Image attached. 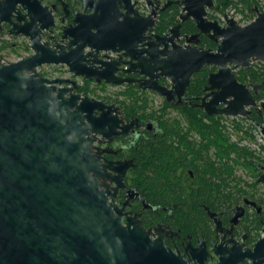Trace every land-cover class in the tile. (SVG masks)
<instances>
[{"label": "water", "instance_id": "1", "mask_svg": "<svg viewBox=\"0 0 264 264\" xmlns=\"http://www.w3.org/2000/svg\"><path fill=\"white\" fill-rule=\"evenodd\" d=\"M37 3L0 0V17L17 4L29 14L30 5ZM171 4L180 6L181 21L192 18L201 33L217 42L214 51L198 47V36L182 38L177 24L144 44V57H137L127 47H105L92 33L93 16L88 15L64 30L66 46H37L20 60L0 61V264L135 263L119 253L123 228L111 210L108 192L101 189L107 175L93 145L97 134H118L119 120L111 116L115 109L74 93L76 80L44 76L38 71L43 65H64L75 78L96 83L135 82L172 104L175 96L179 101L184 96L194 74L215 67L205 88L210 98L199 107L208 115L232 118L249 116L250 108L262 112L263 124L257 127L264 136V100L257 102L232 73L254 62L264 66V10L255 8V18L245 26L228 16L219 25L205 19L213 0L168 1L164 9ZM156 16L151 8L142 29L154 28ZM109 50L124 51L130 60L100 57ZM132 61L146 80L115 76L118 65ZM160 78L170 82L169 89L158 85ZM221 104L224 107L218 108Z\"/></svg>", "mask_w": 264, "mask_h": 264}, {"label": "flooded vegetation", "instance_id": "2", "mask_svg": "<svg viewBox=\"0 0 264 264\" xmlns=\"http://www.w3.org/2000/svg\"><path fill=\"white\" fill-rule=\"evenodd\" d=\"M35 1L38 3L30 5L29 14L17 4L11 13L1 15L0 57L13 55L20 60L33 53L37 46H66L69 39L61 38L64 30L74 28L76 18L82 21L88 15L93 16L92 33L103 40L105 47H127L141 58L145 55L144 44L164 36L177 24H180L182 38L198 36V47L214 51L218 45L209 35L200 32L192 18L181 21L183 13L179 5L171 4L164 9L168 1L177 0H150L151 5L149 0ZM221 4L222 0H213V6L205 9L208 22L225 24L226 13L220 14ZM151 8L157 13L155 27L143 30L142 24ZM175 8L176 23L161 31V17L174 13ZM49 21L52 25H48ZM186 24L190 25L188 30H185ZM132 31L134 35H131ZM211 43L215 44L214 48ZM179 44H184V40ZM123 53L109 50L99 55H108V61L128 62L130 58ZM134 64L136 61L118 65L115 76L146 80L147 77L137 73ZM206 67L211 69L209 74L216 70L205 66L200 71ZM64 68L66 78L78 83L74 93L87 96L80 90L90 84L100 91L94 98L106 106H113L115 110L111 116L119 120L115 129L117 135L104 137L97 134L93 145L107 175L101 180V189L108 192L111 210L123 228L119 253L123 258L135 261L129 264H264V160L253 158L250 160L253 169L236 170L238 179L229 177L224 137L212 141L209 126L186 123L187 113H197L205 117L206 122L212 117L199 107L204 98H210L211 91L205 89L207 79L201 92L191 95L188 86L181 100L175 96L176 104H172L151 90L139 88L135 82L120 85L104 81L96 83L75 78L66 66ZM241 69L232 73L254 98L264 89V79L241 80L238 78ZM157 83L168 89L171 86L163 78ZM128 91L136 92L139 99L145 96L153 100L156 115L129 110L127 105L131 96ZM223 107V104L218 106ZM250 111L247 119L257 116L263 122L262 112L252 108ZM95 116L99 117L100 112ZM154 149L156 157L152 158ZM151 160L156 164L155 168L148 165ZM153 171L156 172L154 182L143 179V174L149 175V172L153 178Z\"/></svg>", "mask_w": 264, "mask_h": 264}, {"label": "trees", "instance_id": "3", "mask_svg": "<svg viewBox=\"0 0 264 264\" xmlns=\"http://www.w3.org/2000/svg\"><path fill=\"white\" fill-rule=\"evenodd\" d=\"M243 3V5L248 9V15L251 17V19L255 18L256 13L254 11L255 8H259V10H264V5L260 4V0H239ZM232 0H222L221 4V10L220 14L224 15L226 12V9L232 4ZM177 14V10L175 8L174 13L171 12L170 14H164L161 17V21L159 24V28L161 31H165L168 26L173 25L175 22V17ZM190 28L189 24L185 25V30H188ZM211 47H215V44L211 43ZM209 71H211L210 68L206 67L204 70L196 73L192 76L191 82L188 88L189 94L194 95L198 94L202 91V87L208 77ZM239 79L245 80V81H261L264 79V66L262 64L259 65H252L249 69H241L238 73ZM93 90H90V84H86L84 89L80 90V93L83 95H89V92ZM128 94L131 96V101L127 105V108L135 113H138L140 111L149 114L150 116L156 115L157 109L154 110V102L153 100L149 99L148 97H142V99H139L136 92L128 91ZM137 96V97H136ZM255 100L257 102L264 100V89L261 90L258 95H256ZM168 106V105H167ZM163 108H166L163 106ZM162 108V109H163ZM187 108V107H186ZM161 108H159L160 110ZM190 109L191 108H187ZM225 119L224 116H212L209 118V121H205V117L199 116L197 113L191 114L187 113L186 115V123L190 126H209L211 128L212 133V141H220L223 138H220L221 136L224 137V141L227 142V152H228V161H227V173L229 177H233L234 179H238L235 175V173L238 170H241L240 172H245L248 169H253L251 159L255 158V155L252 151L247 149L246 147H241L237 143H232L229 139L228 132L226 127L221 123V120ZM254 125L256 124H262L261 118L254 116L252 119H250ZM169 125L176 126L177 123H167ZM236 128L238 127V124H235ZM247 134V133H246ZM152 158L156 157V149H154L152 152ZM232 156V157H231ZM151 167L155 168L156 164L153 160L148 163ZM237 170V171H236ZM238 173V172H237ZM149 175L143 174V179L146 181L154 182L156 180V172L153 171L152 176L150 175V172L147 173ZM241 174V173H240Z\"/></svg>", "mask_w": 264, "mask_h": 264}, {"label": "rangeland", "instance_id": "4", "mask_svg": "<svg viewBox=\"0 0 264 264\" xmlns=\"http://www.w3.org/2000/svg\"><path fill=\"white\" fill-rule=\"evenodd\" d=\"M232 4L226 9V14L231 13V11H235L233 14L234 16H236L237 19L240 18V20L242 22H249L253 19H251V17L248 15V9L243 5L242 2H240L239 0H232ZM260 4L264 5V1L260 0ZM221 18V16H220ZM259 64H262L260 62H257ZM263 65V64H262ZM41 74H43L44 76L50 78V79H54V78H66L67 74H66V69L64 68V66H47L45 67V69H42L41 71H39ZM90 90H93L91 92H89L88 97L94 98V96H97V94L100 93V91L97 89H93V86L90 85ZM157 102H159L157 100ZM221 123L226 127L227 132H228V136L229 139L232 143H238L239 146L241 147H246L247 149H249L250 151H252L255 155V158L263 161L264 158V140L263 143L261 144L260 147L258 146H253V143H258L257 138L254 141V138H252V135H259L258 131L256 130V127H254V123L250 120L247 119L246 117H235V118H227V119H223L221 120ZM235 124H238L239 128L235 127ZM247 133V134H246ZM251 138V139H248ZM257 145V144H256ZM257 147L259 148V150L257 149ZM254 150V151H253ZM256 153H258V155H256Z\"/></svg>", "mask_w": 264, "mask_h": 264}, {"label": "built area", "instance_id": "5", "mask_svg": "<svg viewBox=\"0 0 264 264\" xmlns=\"http://www.w3.org/2000/svg\"><path fill=\"white\" fill-rule=\"evenodd\" d=\"M235 11H231L230 15L229 14H226V16L230 17V18H233L238 24H240L241 26H245L247 24H249L250 22H252L253 20L249 21V22H242L239 19L236 18V16H234V13ZM221 20L224 21V17H221ZM2 63H9V62H15L17 61V57H14L13 55H3L2 57H0ZM42 69L38 68V71H41ZM228 117H225V119H227ZM229 118H232V117H229ZM254 127H256V130L258 131V134L259 135H252L251 137L254 138V141L252 142H255V139L257 138V141L258 143H253L252 145L253 146H258L260 147L261 144L263 143V140H264V136L261 134V132L259 131L257 125H255ZM248 139H251V138H248ZM238 144V143H237ZM257 144V145H256ZM257 147V149L259 150V148ZM254 151V150H253ZM256 155H258V153H256ZM261 158H264V157H261Z\"/></svg>", "mask_w": 264, "mask_h": 264}, {"label": "bare ground", "instance_id": "6", "mask_svg": "<svg viewBox=\"0 0 264 264\" xmlns=\"http://www.w3.org/2000/svg\"><path fill=\"white\" fill-rule=\"evenodd\" d=\"M263 124V123H262Z\"/></svg>", "mask_w": 264, "mask_h": 264}]
</instances>
